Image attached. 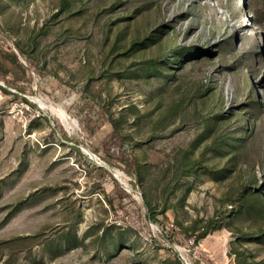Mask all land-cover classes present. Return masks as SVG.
I'll return each instance as SVG.
<instances>
[{
	"label": "rangeland",
	"instance_id": "374dc122",
	"mask_svg": "<svg viewBox=\"0 0 264 264\" xmlns=\"http://www.w3.org/2000/svg\"><path fill=\"white\" fill-rule=\"evenodd\" d=\"M251 8L0 0V50L28 86L0 81V264H264V200L248 192L231 223L191 238L230 209L219 200L264 186V3ZM252 101V135L233 149Z\"/></svg>",
	"mask_w": 264,
	"mask_h": 264
},
{
	"label": "trees",
	"instance_id": "16d2710c",
	"mask_svg": "<svg viewBox=\"0 0 264 264\" xmlns=\"http://www.w3.org/2000/svg\"><path fill=\"white\" fill-rule=\"evenodd\" d=\"M248 3H250V6H252L251 10H249L251 16L252 17H254L255 15L258 16L260 11V5L264 3V0H248ZM60 4L61 6H63L65 4V0H60ZM17 51L20 54H22L21 50L17 49ZM0 81L3 82V84L6 87L17 90L18 92L21 93H23L28 88V86L20 85L22 81H26L25 69L18 62V58L13 52L0 50ZM247 97L248 98L252 97L250 92L247 93ZM23 101L26 104L30 105L31 107L34 106L25 98H23ZM249 105L253 109L252 114H250L249 112L246 114V120L244 121V125L241 127L240 132L236 135V137L233 140L229 141V146L233 149L235 148L236 150L240 149L241 146L247 143V141L250 139L252 133L249 124L250 123L249 119L250 118L253 119V117L255 118V115L260 111L259 104L256 103L255 101H252ZM122 146L123 143L121 140L116 145L117 150L121 148V152L117 157V159L124 166V173L128 177H130L135 183H137L139 182L141 176V164L139 163V161L135 156L126 153L122 149ZM108 161L109 163L113 162L110 159H108ZM193 165L195 169L201 168L199 161H195ZM113 184H114V189L119 194H124V191L120 190L116 181H113ZM246 192L251 194L250 196L258 201L264 200L263 185H258V186L252 185L251 187H249V189L246 188V185H243L241 190H239L233 197L222 198L221 200H219V202L221 203H227L230 206V209L224 210L222 213L215 210L213 212V215L202 226L192 229L191 238H192V244L195 247L198 246L200 240L204 239L211 232L221 228L226 223V219H228L229 223L232 222L233 215L237 211H239L246 202V194H245ZM142 200L143 203L145 204V207L147 208L149 218L154 219V214L149 208L146 198L144 196H142ZM111 203L112 202L109 201V205L112 207ZM174 255L176 254L174 253Z\"/></svg>",
	"mask_w": 264,
	"mask_h": 264
},
{
	"label": "bare ground",
	"instance_id": "6f19581e",
	"mask_svg": "<svg viewBox=\"0 0 264 264\" xmlns=\"http://www.w3.org/2000/svg\"><path fill=\"white\" fill-rule=\"evenodd\" d=\"M43 107H45V106H43ZM59 111H61V110H59ZM62 115V113H58V115ZM57 115V114H56ZM67 117H65V116H61V120H62V122L63 123H67V119H66ZM68 125H69V123H68ZM115 175L118 177V179H120L121 181H122V173L121 172H119V171H115ZM123 182V181H122Z\"/></svg>",
	"mask_w": 264,
	"mask_h": 264
},
{
	"label": "built area",
	"instance_id": "2783aa9c",
	"mask_svg": "<svg viewBox=\"0 0 264 264\" xmlns=\"http://www.w3.org/2000/svg\"><path fill=\"white\" fill-rule=\"evenodd\" d=\"M90 155V154H89ZM96 160H98V158L97 157H95V156H93ZM90 158H92V156H90Z\"/></svg>",
	"mask_w": 264,
	"mask_h": 264
},
{
	"label": "water",
	"instance_id": "95a60500",
	"mask_svg": "<svg viewBox=\"0 0 264 264\" xmlns=\"http://www.w3.org/2000/svg\"><path fill=\"white\" fill-rule=\"evenodd\" d=\"M115 177V176H114ZM185 264H187V263H185Z\"/></svg>",
	"mask_w": 264,
	"mask_h": 264
}]
</instances>
